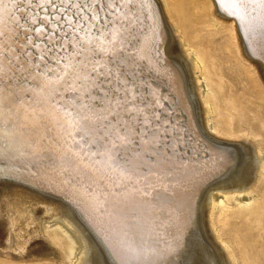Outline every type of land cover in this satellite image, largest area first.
Returning a JSON list of instances; mask_svg holds the SVG:
<instances>
[{
  "label": "bare ground",
  "instance_id": "1",
  "mask_svg": "<svg viewBox=\"0 0 264 264\" xmlns=\"http://www.w3.org/2000/svg\"><path fill=\"white\" fill-rule=\"evenodd\" d=\"M153 8L159 91L175 100L193 148L182 216L97 211L62 166L56 115L24 95L20 115L0 124V177L15 179H0V264H264V59L249 48L257 20L242 25L216 0ZM29 237L40 249L27 252ZM177 239L167 257L152 255Z\"/></svg>",
  "mask_w": 264,
  "mask_h": 264
},
{
  "label": "snow or ice",
  "instance_id": "2",
  "mask_svg": "<svg viewBox=\"0 0 264 264\" xmlns=\"http://www.w3.org/2000/svg\"><path fill=\"white\" fill-rule=\"evenodd\" d=\"M155 0H0V124L38 105L63 129L62 166L103 212L180 219L193 148L159 91ZM257 20L251 54L264 59V0H216ZM179 247H157L165 258ZM122 256L127 255L120 249Z\"/></svg>",
  "mask_w": 264,
  "mask_h": 264
},
{
  "label": "rangeland",
  "instance_id": "3",
  "mask_svg": "<svg viewBox=\"0 0 264 264\" xmlns=\"http://www.w3.org/2000/svg\"><path fill=\"white\" fill-rule=\"evenodd\" d=\"M217 40H218V42H221L222 40H223V38L221 37V36H218L217 37ZM181 121H184V119H181ZM3 180H8V179H3ZM11 181V180H10ZM200 194V193H199ZM40 206H42V205H40ZM43 217H46V216H41V218H43ZM18 229V227L16 228V230ZM32 238V239H31ZM3 239H4V235H3V232L0 230V245L2 244V241H3ZM35 239V240H34ZM29 242H27L26 244H25V248L26 249H28V251L27 252H29V253H32V251H35V250H38V249H40V246H41V243H42V239L40 238V237H38V238H34V237H29ZM31 240H33V241H31ZM41 240V241H40ZM40 241V242H39ZM35 242H38V243H35ZM35 244H37V245H35ZM33 245H35V246H33ZM30 246H32V247H30ZM197 247V249H195ZM194 249L195 250H198L199 248H198V246L197 245H195L194 246ZM191 250V249H190ZM192 250H193V248H192ZM191 250V251H192ZM194 250V251H195ZM26 250H22V249H18V250H16V251H14L13 252V255L14 256H17V255H19V253L20 252H25ZM16 252V253H15ZM17 252H19V253H17ZM205 258H206V261H207V257L206 256H204ZM212 264V263H211Z\"/></svg>",
  "mask_w": 264,
  "mask_h": 264
},
{
  "label": "water",
  "instance_id": "4",
  "mask_svg": "<svg viewBox=\"0 0 264 264\" xmlns=\"http://www.w3.org/2000/svg\"><path fill=\"white\" fill-rule=\"evenodd\" d=\"M0 179H8V180H11V181H15V179L9 177V176H5V177H0Z\"/></svg>",
  "mask_w": 264,
  "mask_h": 264
}]
</instances>
